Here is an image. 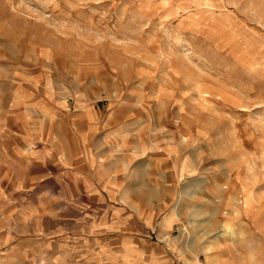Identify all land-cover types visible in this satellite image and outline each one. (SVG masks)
I'll use <instances>...</instances> for the list:
<instances>
[{
  "label": "rangeland",
  "instance_id": "rangeland-1",
  "mask_svg": "<svg viewBox=\"0 0 264 264\" xmlns=\"http://www.w3.org/2000/svg\"><path fill=\"white\" fill-rule=\"evenodd\" d=\"M79 105L171 147L140 227L53 189ZM0 264H264V0H0Z\"/></svg>",
  "mask_w": 264,
  "mask_h": 264
},
{
  "label": "crops",
  "instance_id": "crops-1",
  "mask_svg": "<svg viewBox=\"0 0 264 264\" xmlns=\"http://www.w3.org/2000/svg\"><path fill=\"white\" fill-rule=\"evenodd\" d=\"M77 108L75 125L55 133L61 150L49 173L53 189L83 200L108 221L123 217L125 226L140 227L142 212L164 205L166 181L159 173L165 172L171 147L144 137L156 130L95 125L97 112Z\"/></svg>",
  "mask_w": 264,
  "mask_h": 264
}]
</instances>
